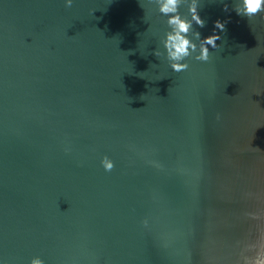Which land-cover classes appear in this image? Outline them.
<instances>
[{"label": "water", "instance_id": "water-1", "mask_svg": "<svg viewBox=\"0 0 264 264\" xmlns=\"http://www.w3.org/2000/svg\"><path fill=\"white\" fill-rule=\"evenodd\" d=\"M238 2L199 0L201 38L225 28L175 72L160 0H0V264H243L264 12Z\"/></svg>", "mask_w": 264, "mask_h": 264}, {"label": "clouds", "instance_id": "clouds-1", "mask_svg": "<svg viewBox=\"0 0 264 264\" xmlns=\"http://www.w3.org/2000/svg\"><path fill=\"white\" fill-rule=\"evenodd\" d=\"M187 4V15L180 12L183 4ZM72 0H66V6L71 7ZM224 10H229L228 3H224ZM233 10L237 15L251 18L261 12H264V0H239L235 4ZM160 13L167 17L166 23L168 31L165 33L163 41L164 51L169 60L172 61L170 67L175 72L187 70L189 65L185 61L186 58L195 55L197 61L209 60V49L218 47L217 41L221 38L215 30L223 31L224 23L217 20L214 25L213 34L201 38V33L196 31L194 25L203 28L205 21L199 14V0H160ZM192 33L190 36L189 34ZM194 37V38H193ZM197 41L199 44L197 45ZM154 55L158 52L154 51ZM219 115L217 119H219ZM68 151V149H65ZM101 164L105 171H112L114 162L105 155ZM258 207L256 211L246 213L249 220L254 221V233H250V240L246 244L249 255L243 258V264H264V196H256ZM30 264H44L39 257L31 259Z\"/></svg>", "mask_w": 264, "mask_h": 264}]
</instances>
